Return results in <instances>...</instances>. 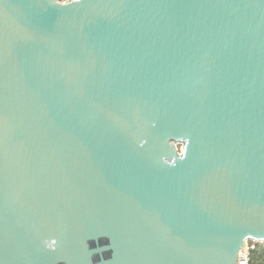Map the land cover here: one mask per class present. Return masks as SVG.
Returning <instances> with one entry per match:
<instances>
[{
	"label": "water",
	"instance_id": "1",
	"mask_svg": "<svg viewBox=\"0 0 264 264\" xmlns=\"http://www.w3.org/2000/svg\"><path fill=\"white\" fill-rule=\"evenodd\" d=\"M248 242L264 0H0V264H240Z\"/></svg>",
	"mask_w": 264,
	"mask_h": 264
},
{
	"label": "trees",
	"instance_id": "2",
	"mask_svg": "<svg viewBox=\"0 0 264 264\" xmlns=\"http://www.w3.org/2000/svg\"><path fill=\"white\" fill-rule=\"evenodd\" d=\"M250 264H264V245L257 243L250 250Z\"/></svg>",
	"mask_w": 264,
	"mask_h": 264
},
{
	"label": "built area",
	"instance_id": "3",
	"mask_svg": "<svg viewBox=\"0 0 264 264\" xmlns=\"http://www.w3.org/2000/svg\"><path fill=\"white\" fill-rule=\"evenodd\" d=\"M69 0H64V2ZM254 246H249L248 244L244 248V250L240 253L239 261L240 264H250V250H252Z\"/></svg>",
	"mask_w": 264,
	"mask_h": 264
},
{
	"label": "rangeland",
	"instance_id": "4",
	"mask_svg": "<svg viewBox=\"0 0 264 264\" xmlns=\"http://www.w3.org/2000/svg\"><path fill=\"white\" fill-rule=\"evenodd\" d=\"M180 147H181V146H179V145L177 146L178 149H180ZM247 244H248L249 246H254V245H256L257 243H255V242H248ZM258 244H260V245H264V243H258Z\"/></svg>",
	"mask_w": 264,
	"mask_h": 264
},
{
	"label": "clouds",
	"instance_id": "5",
	"mask_svg": "<svg viewBox=\"0 0 264 264\" xmlns=\"http://www.w3.org/2000/svg\"><path fill=\"white\" fill-rule=\"evenodd\" d=\"M58 2H59V3H63V2H64V0H58Z\"/></svg>",
	"mask_w": 264,
	"mask_h": 264
}]
</instances>
